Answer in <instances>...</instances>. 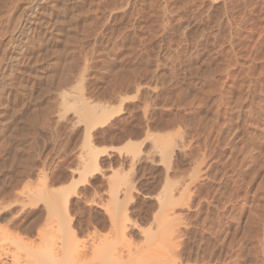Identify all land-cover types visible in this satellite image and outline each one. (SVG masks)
Instances as JSON below:
<instances>
[{"label": "rangeland", "instance_id": "rangeland-1", "mask_svg": "<svg viewBox=\"0 0 264 264\" xmlns=\"http://www.w3.org/2000/svg\"><path fill=\"white\" fill-rule=\"evenodd\" d=\"M113 1L0 101V264H264V0Z\"/></svg>", "mask_w": 264, "mask_h": 264}, {"label": "bare ground", "instance_id": "bare-ground-1", "mask_svg": "<svg viewBox=\"0 0 264 264\" xmlns=\"http://www.w3.org/2000/svg\"><path fill=\"white\" fill-rule=\"evenodd\" d=\"M106 1L108 3V0ZM112 1L109 0L110 3ZM78 3L79 0H0V101L3 96H6L7 98L13 96V93L16 90L10 85L15 84H10V82L16 77H18L20 84L22 86H28L30 91L33 90V87H37V85L43 86V83L48 82V84H50L49 80L53 75L52 71L55 63L49 59L50 56H45L46 52L44 53L45 55L42 53V47L47 44L50 48L56 47L54 50H57V47L58 49H64L72 37L71 35L74 34L76 25L79 24H77V21L79 20L78 15H80L78 12L80 10ZM110 6L113 8L112 4H110ZM77 8L79 9L78 11ZM107 9L110 8L107 7ZM104 11L105 10H103V12ZM110 11L109 12L112 13V9ZM87 48L89 49L90 46ZM51 50L53 51V49ZM55 52L53 51L52 53ZM94 53L95 52H93V54ZM13 81H15V79ZM43 88L45 87L43 86ZM61 92L62 100H65V92ZM93 97L91 99H93ZM95 99L97 100V98ZM85 100L86 104L87 99ZM96 100H92V102L88 104V108L85 111L86 113H83L84 118L89 117V120H93V118L91 119V116L94 117L96 115ZM162 205H164V202Z\"/></svg>", "mask_w": 264, "mask_h": 264}]
</instances>
